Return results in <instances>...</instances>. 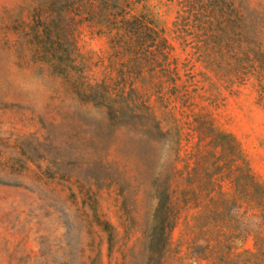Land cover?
I'll use <instances>...</instances> for the list:
<instances>
[{
    "label": "rangeland",
    "instance_id": "obj_1",
    "mask_svg": "<svg viewBox=\"0 0 264 264\" xmlns=\"http://www.w3.org/2000/svg\"><path fill=\"white\" fill-rule=\"evenodd\" d=\"M119 3L171 45L141 75L117 0L69 6L49 39L50 0H0V264H156L154 175L178 209L160 264H264V0H190L183 21L179 0ZM210 127L235 154H209Z\"/></svg>",
    "mask_w": 264,
    "mask_h": 264
},
{
    "label": "trees",
    "instance_id": "obj_2",
    "mask_svg": "<svg viewBox=\"0 0 264 264\" xmlns=\"http://www.w3.org/2000/svg\"><path fill=\"white\" fill-rule=\"evenodd\" d=\"M203 1H200V5ZM181 5L180 12L177 17L183 21L185 14L189 12L194 5L190 3V0H179ZM75 4L84 6H92L94 0H50V4L56 8L55 15L50 21H47L43 26L46 38H51L54 35H61L66 32V28L70 27L73 31L74 17L69 19V14H66L65 9ZM131 3H119L117 0V55L120 57H127L128 61L133 62V73H140L143 71L145 63L142 61V56L146 59L152 58L157 60V57L164 52L171 49V45L166 39H163L160 32L152 25L151 21L143 15H131ZM202 6V5H201ZM202 8V7H201ZM198 10V9H197ZM177 22H175V25ZM60 73L65 71L61 70ZM133 90V89H132ZM117 101V113L122 114L125 110L135 112L137 108L130 105V102L121 101L123 104ZM146 111V125L148 130H152L154 134L163 139L164 132L160 127L159 122L152 114L150 107L145 106ZM120 123L119 125H121ZM213 133H210L209 138L210 151L212 156L215 154L214 149H220V151L226 150L230 153V150L235 154L237 144L234 142L226 143L219 139L224 133L209 128ZM157 144V143H156ZM206 155V154H205ZM156 174V172H154ZM250 176V175H249ZM251 177V176H250ZM154 179L159 181L155 183V198L156 205L154 207L152 223L149 227V233L151 237V243H149L150 257L156 261V264H160L165 254L166 248L170 244V237L172 230L174 229L178 219V209L176 203L173 200L172 191L170 189V176L161 180L160 177L154 175ZM252 180H249V184H252Z\"/></svg>",
    "mask_w": 264,
    "mask_h": 264
}]
</instances>
